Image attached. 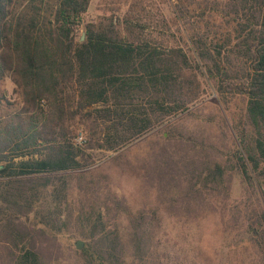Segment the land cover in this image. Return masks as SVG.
Instances as JSON below:
<instances>
[{"label": "trees", "instance_id": "trees-1", "mask_svg": "<svg viewBox=\"0 0 264 264\" xmlns=\"http://www.w3.org/2000/svg\"><path fill=\"white\" fill-rule=\"evenodd\" d=\"M101 1L104 14L83 24L90 0H0V264H52L56 212L73 192L85 200L76 220L86 242L74 251L84 264H163L143 209L149 194L162 211L197 213L205 186L223 191L231 171L245 195L241 209L223 212L247 223L243 233L261 249L249 264H264V0H156L167 16L154 0ZM199 77L218 99L243 98L233 156L180 166L164 152L142 182L143 206L126 219L123 201L86 170L85 151L118 149L185 109L199 96ZM77 115L87 123L79 144L67 137Z\"/></svg>", "mask_w": 264, "mask_h": 264}, {"label": "rangeland", "instance_id": "rangeland-1", "mask_svg": "<svg viewBox=\"0 0 264 264\" xmlns=\"http://www.w3.org/2000/svg\"><path fill=\"white\" fill-rule=\"evenodd\" d=\"M153 2L164 16L168 15L162 1ZM102 14H104L102 1L90 0L83 15V24ZM146 25L151 27V33H161L156 25L151 23ZM82 32L80 26L75 33L77 41ZM148 32L150 33V30ZM198 82L199 96L185 109L165 117L163 121L155 123L152 128L118 149L109 152L85 151L91 162L86 170H94L95 174L104 178L103 194L113 191L123 201L127 208L125 211L130 213L125 214L126 219L143 206L145 199L141 189L144 184L142 182L152 178L156 162L164 152L173 154L175 159L180 160V166L189 160L224 162L233 156L236 149L235 122L242 119L243 98L226 94L223 100L218 99L201 77ZM2 89L9 101L17 100L9 79H4ZM70 124L68 139L75 143L77 138H81V142L86 140L87 123L84 117L77 115ZM258 182H262L264 188V176L259 178ZM209 186L210 184H207L203 190L206 197L205 203L202 204L204 207L199 208L197 213L191 210L182 214L162 211L160 206L153 207L155 204L153 193L149 194L145 203L150 208L143 209L148 212L149 218L151 217L155 236L161 240L157 252L160 253L163 264H186L180 262L181 254L184 255L183 261L188 254L190 259L194 257L198 264H200L198 256L201 254L213 260V263L208 261L204 264H249L250 256L255 251L261 252L259 247L253 245L248 234L243 233L247 223H238L239 218L235 215L230 217L223 212L224 205H239L238 209H241L239 201L245 193L240 177L235 171L227 172L224 177V190H220L219 193H210L207 190L211 188ZM67 200V203H59L60 208L56 212L59 217L54 219L60 231L51 250L50 261L52 264H84L74 251L80 250L86 242V239L79 235L80 226L76 220V216L83 211L82 207L85 208V200L77 198L75 192ZM250 202L253 201H247L246 216L250 213ZM68 207L71 211L69 216ZM76 241H80L79 249L74 246ZM23 246L25 245L19 244L15 250L19 251ZM174 251H178L176 257Z\"/></svg>", "mask_w": 264, "mask_h": 264}, {"label": "water", "instance_id": "water-1", "mask_svg": "<svg viewBox=\"0 0 264 264\" xmlns=\"http://www.w3.org/2000/svg\"><path fill=\"white\" fill-rule=\"evenodd\" d=\"M83 36H84V34L82 32L81 35H80V37H79V42H81L83 40ZM74 246H75L76 249H79L80 246H81L80 241H76V243H75Z\"/></svg>", "mask_w": 264, "mask_h": 264}, {"label": "built area", "instance_id": "built-area-1", "mask_svg": "<svg viewBox=\"0 0 264 264\" xmlns=\"http://www.w3.org/2000/svg\"><path fill=\"white\" fill-rule=\"evenodd\" d=\"M81 142V138H77V141H76V143H80Z\"/></svg>", "mask_w": 264, "mask_h": 264}]
</instances>
